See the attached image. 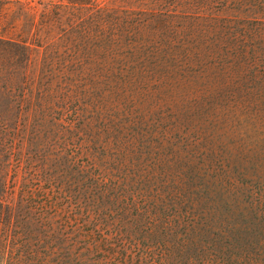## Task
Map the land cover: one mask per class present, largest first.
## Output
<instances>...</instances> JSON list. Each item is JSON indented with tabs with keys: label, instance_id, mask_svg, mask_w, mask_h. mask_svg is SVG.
<instances>
[{
	"label": "rangeland",
	"instance_id": "rangeland-1",
	"mask_svg": "<svg viewBox=\"0 0 264 264\" xmlns=\"http://www.w3.org/2000/svg\"><path fill=\"white\" fill-rule=\"evenodd\" d=\"M21 1L38 18L59 0ZM85 9L100 18L89 43L35 57L42 95L18 108L37 117L14 140L8 202L24 187L46 205L51 251L40 253L52 264H264V0ZM117 32L124 46L111 51ZM19 96L0 95V113Z\"/></svg>",
	"mask_w": 264,
	"mask_h": 264
},
{
	"label": "trees",
	"instance_id": "trees-1",
	"mask_svg": "<svg viewBox=\"0 0 264 264\" xmlns=\"http://www.w3.org/2000/svg\"><path fill=\"white\" fill-rule=\"evenodd\" d=\"M90 1L59 0L56 4L46 5L36 18L23 1L0 0V95H20L9 101L11 107L9 111L6 109L5 115L0 113V264H52L48 261L49 256L40 253L45 250L50 254L51 251L45 239V234L50 231V226L44 224L47 220L46 205L25 200L24 187L16 204L8 202L17 182L10 172L13 168L17 170L20 163L14 140L18 138L21 127H25L29 119L36 120L37 117L33 114L29 118L18 108L28 105L25 95H42L41 79H35V69L32 68L35 57L39 58L42 52L48 53L43 61L49 56L54 59L59 48L72 52L76 46L85 47L89 43L93 37L90 29L98 27L100 21V18H87L85 8ZM186 5L177 1L173 10ZM159 12L160 19L176 16L162 10ZM178 14L184 15V12ZM121 39L119 32L110 34L107 47L111 51L123 47ZM121 54L112 52V56ZM8 129L11 138L5 134ZM12 157L17 161L16 166Z\"/></svg>",
	"mask_w": 264,
	"mask_h": 264
}]
</instances>
